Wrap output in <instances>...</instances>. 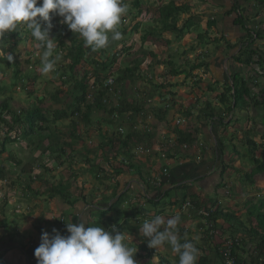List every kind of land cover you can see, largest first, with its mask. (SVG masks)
Instances as JSON below:
<instances>
[{"label": "crops", "instance_id": "1", "mask_svg": "<svg viewBox=\"0 0 264 264\" xmlns=\"http://www.w3.org/2000/svg\"><path fill=\"white\" fill-rule=\"evenodd\" d=\"M217 1L218 0H215L216 3ZM218 3L220 4L219 6H222L221 8L218 7L217 4H214L213 7L212 5L210 6V4H206L212 7L214 11L213 16L217 22L215 25L216 32L218 33L216 35H219V37L222 36V38L223 36L226 37L224 42L230 37L236 40L241 31L233 26L236 15H233L232 12L229 13L234 5V0H219ZM254 3V1L249 0L248 4H246L247 7L244 14L248 15V19L252 17L251 14L256 8L255 5H253ZM259 13V15L262 14L261 12ZM258 17V25L264 28V16ZM251 19L248 20V26L254 23V19ZM228 21H230V24H228ZM259 21H261L262 24H260ZM221 31L222 34H220ZM140 45L141 44H139L138 47H140ZM255 45L264 52L263 39L257 40ZM193 48L191 47L180 51L183 66L171 68L168 64L169 69L167 70L164 81V83H167L165 88L168 87V91L165 94L163 93V95H167L166 97H169V101L168 99L164 100L162 106L153 105V100H158V98L163 100V98L160 97L162 95L152 92L150 94V99H147L149 103L145 104L146 109L144 111L146 113L141 112L133 123L136 130L140 129L137 125L144 127L147 124L149 126V133L159 140L167 137L174 138L176 136V126L173 119L179 116L185 117V119L193 124L197 132L196 136L198 135L199 139H196V141L200 140V142H203V158L201 160H197L195 157H189L192 158L191 160H174L168 158V162L166 161L160 168H157L158 162H165V160L157 159L154 155L146 157L144 154L136 153V155L133 154L132 158H125L122 161L125 162V164L129 161L132 163L129 167L124 164L122 176L116 175L108 179L106 176L111 172V168L101 155L102 150L99 145L103 141L105 144L106 140L102 138L100 134L96 137H94V135L90 136L91 139L93 138L94 143L98 145L99 149L97 148L98 150H94L93 152L92 149L87 148V153L90 154L89 158L78 156L74 161H70V158L63 163L55 159L57 153L60 152L58 146L51 151V149H47V145H45L41 151L39 146L38 148L35 147L34 149H30V147H28V145L25 146L22 141L20 143L21 151L19 152L23 153L28 149L31 150V152L35 151L37 154H35L33 158L26 159L21 156L22 154H18L17 158L16 156H10L12 158L11 160L7 158L5 161H0V169L2 168L3 170L0 175V264H37L34 250L40 244L42 230L51 234L52 229L55 228L59 230L62 235H67L66 223L72 222L73 224H78L82 220L85 221L88 226H98L100 224V226L107 230H109L108 227L115 225L118 231V228L126 226V223L130 221V232L128 233L126 229L125 231L131 236L133 243L131 246L137 247V252L134 256L137 264H156L155 260L151 261L154 256L159 258V264H171V261L173 264H178L179 257L172 252L170 246L165 244L158 250L149 248L147 246V240L139 234V227L145 220H151L156 216L167 219L177 212L181 215V222L178 225V234L181 238V242L184 240H191L200 250L197 263L222 264L220 257L215 253L216 243L219 242V238L224 239L230 234L231 222L227 223L222 218H217L211 221V225H207L205 223L207 217L199 214L198 210L207 207L211 212L216 209L227 212L228 210L225 207L228 205L235 211V215L237 214L239 220L243 221L242 217L244 213L238 207L225 203V201H230V197H234V201H241V199L244 198L243 194L245 192V187L240 189L244 190L243 193L239 191L234 192L233 189L231 190V185L236 184L234 181L223 183L224 179L229 177L225 175V170L223 169L226 161L224 154L226 146L223 139L224 135L227 134V124L230 123V120H232L231 118L238 116L239 119H243L244 117L246 119V110L238 109V111L234 112L235 115L233 116L225 110H216L217 112H221L220 118H222L223 124L219 122V116L215 115H212L211 118L207 117L205 120H199L198 124L194 123L193 119L197 115H203L209 103L205 102V108L200 104L199 93L203 88L208 89L209 84L213 81H219L224 84L228 80L229 73L233 74L236 71L238 72L243 69V66L237 63H229V54H227L226 49H221L223 47L218 49V51L204 55L203 59H201V57L204 52ZM237 51L238 49L235 52ZM136 52L137 50L132 53L133 61L131 62L133 63L130 64L131 66L136 61L139 69V64L145 61L143 68L148 69L151 73L152 71H158V63L152 61L153 57H155L153 52H149L146 55L149 60L143 61L133 56ZM188 53L192 57H187L186 54ZM161 63L163 64V62ZM197 64H199V66L192 70L191 67ZM252 67L254 70L256 65L254 64ZM175 68L178 70H185L183 73L177 75L183 76L182 80L179 82L176 79L177 76L171 74V70ZM256 69V71H258V68ZM247 71L248 69H245L244 74H248L246 73ZM187 72H190L188 76L186 75ZM153 77L154 76H152L150 80L156 82L153 80ZM141 78L138 82L140 83L141 81L144 83V86H149L147 85L146 78L145 80H141ZM170 78L171 82L169 83L168 81H170ZM194 78L196 79L195 81L199 80L198 78L202 79L196 84L195 81L192 80ZM249 86L256 92H259L252 84H249ZM150 90L151 88L149 86V92ZM164 106L168 108V111L165 118H162L157 112ZM254 112L257 113L256 111ZM149 113L151 114L150 119L146 121L145 118ZM257 118L258 116L255 115L253 117V122L257 125V130H259L258 133L262 134V137H264V125L259 122L260 120ZM98 124L100 123L98 122ZM192 124L180 125L179 129L188 132ZM100 126L97 127V130H101ZM237 126L238 132L236 133L240 134L241 126ZM143 131L141 132L142 136L146 134V132ZM236 133H234L233 136ZM86 135L89 137L88 131H86ZM226 137L227 136H225V138ZM232 137L229 138V141ZM97 139H99L98 142ZM154 142H156V140H154ZM43 143H45V140ZM129 145L131 146V152H133L134 143L129 142ZM77 146L78 143L73 144L67 149L68 155L70 152L75 151ZM91 153H93L92 156ZM44 154L48 155L45 156ZM137 155L145 156L144 160L141 159L143 156L139 157ZM81 160L86 162H88V160H96L97 162L91 164L94 166L92 171H90V165H88V170L85 171L84 168L81 167H84L86 163H80ZM228 160L230 162L232 161L231 159ZM77 162L81 165V173H77L78 171L74 169L75 167L73 168V163L77 164ZM167 164L168 172L167 174L161 175L162 183L160 185L143 181L149 173H159ZM71 165L72 167H70ZM55 170H57L56 175ZM234 170L235 168L229 170L232 175L234 174ZM84 171L85 174H83ZM102 175H104V177ZM71 181H73V185ZM59 183L69 186V198L71 200L75 199L74 201L76 202L72 207H68L69 205H66L64 199L59 195H55L54 197L48 196L51 192L50 188ZM187 185L194 186L195 189L191 190L184 188L181 193L177 191L179 188H183ZM76 187H80V190L76 189ZM86 189L88 193H86ZM82 194L84 198H82ZM183 194H187V196L181 199ZM238 197H240V199L237 200L236 198ZM123 199H125V201L121 203ZM187 199L194 200L198 208H201L197 210L194 206L195 204L190 207H182L181 205ZM125 206H127L128 209H124ZM96 210L101 214L104 212H118L122 215H111L112 218L111 216H107L108 213H106L99 218L96 216L97 213H93V211ZM60 216L63 217V222L56 221L57 217L59 218ZM139 217H141V219ZM3 218L5 223L1 222ZM236 234L241 235L240 232ZM246 247L249 250L250 245ZM239 251H241V254L238 252L239 256L246 260V264H249V251L248 253L243 250Z\"/></svg>", "mask_w": 264, "mask_h": 264}, {"label": "rangeland", "instance_id": "2", "mask_svg": "<svg viewBox=\"0 0 264 264\" xmlns=\"http://www.w3.org/2000/svg\"><path fill=\"white\" fill-rule=\"evenodd\" d=\"M142 1V10L141 12H138L140 8H136L133 4V0H123V2L127 5L128 11L126 14L122 16L121 19V24L118 26V30H124L127 26V30L124 32L125 33V39L124 42L122 40L119 41H113L107 48L106 50V56L108 58H111L113 54L116 53V50L122 46V42L125 48H127V52L124 53V55H118L116 57V61L112 65V70L114 72H117V68H125L126 66H131L133 61L132 60V53H134L136 50L137 52L133 54L134 57L139 58L140 61L143 60H149L148 57L146 56L149 52H153L154 56L152 61H156L158 63L159 69L157 72L151 73V71H148V69L143 68L144 63L139 64V69L135 73L136 80L134 83H129L127 80L124 81L123 86V91L125 95H127L128 99H123V101H133L137 97V88L138 86L140 87L142 84V87L145 88L144 83L138 80H140V77L146 78V79H152L155 80L156 82H151L150 85V92L149 89H146L148 92L147 99H150V94L153 92L162 95V96H167L163 95L168 91L167 83H163L165 81V75L167 74V70L169 69V66L172 67H179L182 65V58L181 52L182 50L189 49L194 46L193 49H199L201 52H204L202 54L201 59H203V56L206 54L213 53L215 51H218V49H226L228 55V62L229 63H236L233 60V53L238 49L240 46V37L239 35L243 34L244 30L240 27L238 24H233L236 28L240 29V34H238V38L234 40L235 38L230 37L226 42L224 40L226 37L223 36L219 37L218 34L214 28V26L208 24V20H211L212 18H215L213 16L214 11H213V5L217 4L218 7L220 4L215 2V0H174L178 4H186L189 3L190 8L189 11L180 13L178 16L177 20V25L181 27V24L186 22L188 18L190 17V21L193 22L194 24L189 26V28H184L181 32H178L172 28L168 29L167 31H161V26L162 22L161 19H164L165 23H169L171 21V18H166V10L167 8L173 6V4L170 2V0H141ZM254 1V0H252ZM255 2V1H254ZM256 3V2H255ZM254 3V4H255ZM212 5V7H210ZM244 4V3H241ZM253 4V5H254ZM209 6V7H207ZM164 7L165 10H161V8ZM148 9V10H146ZM263 11H259L257 9L253 10V13L251 14V20H253V25H255V29H257L259 26H256L258 24L259 17L264 16V9ZM237 10L233 11V15L237 14ZM240 12V11H239ZM261 12L262 14L259 15ZM162 13V14H161ZM219 15V13H218ZM249 19L246 20V25L248 27L249 24ZM137 21L139 22V26H132L133 22ZM228 24H230V21H228ZM253 25H249L250 27ZM130 26H132V29H130ZM135 27V28H134ZM216 27V25H215ZM249 27V28H250ZM152 30V32H155L154 35L148 36L145 41H142L141 36L145 34V32H148V30ZM236 29V30H238ZM239 31V30H238ZM16 32H20V39L15 42L16 37L13 36L12 32H6L5 35L8 37V42H0L3 47V52L7 53H12L13 54V62L9 63L8 61H5L9 64H6L5 62L0 61V96H4L9 98L10 100V106H14L17 108L14 116H20L24 114L23 109H30L33 110L35 108H38L39 112L41 114H44L45 110H54L55 106L57 109L65 108V110L70 111V108L67 109L66 105L72 100L71 97V89H72V82L69 81L68 83H61L62 80L60 78V75L64 71L62 69V66L67 64L69 62L68 58H63V55L61 54L60 48L58 49L57 52H54L55 54H60L61 59L57 62L56 68L54 72H50L48 74H42L40 69L42 67L41 61H40V50L36 48V41L34 38L32 39L30 37V31L24 27V26H18ZM180 34V35H179ZM123 37V38H124ZM223 39V42H222ZM64 41L66 45H68L70 48H74L77 43H80V41H83L82 38L79 37L78 34H74L73 32L70 31L64 38ZM122 41V42H121ZM221 41V42H220ZM245 41V40H243ZM143 42V43H142ZM150 43V44H149ZM223 43V45H222ZM140 45V47H138ZM229 46H231L229 48ZM127 53V54H126ZM191 53V52H189ZM186 54L187 57H192L190 54ZM89 58L92 59H105V55H94V54H88ZM194 55V54H193ZM28 56L27 59L29 61H26V57ZM2 58V57H0ZM200 58V57H199ZM85 59V58H83ZM194 59V58H193ZM232 59V60H231ZM160 60V61H159ZM84 61V60H83ZM233 61V62H232ZM163 62V64L161 63ZM169 64V66H168ZM173 64V65H172ZM175 65V66H174ZM183 66V65H182ZM19 68L21 73H24L23 76V81L20 80L22 78H19V76H16L15 70ZM92 65L91 63L87 62H80L78 65L75 66L74 68V73L76 72L77 79H80L81 76L83 75L84 70H88L91 73L92 70ZM258 68V66H256ZM261 68L264 69V64L261 63ZM152 69V68H151ZM245 70V67H243ZM240 70V75L244 76V70ZM248 69V74L252 73L251 68L247 67ZM199 71V70H198ZM115 73L112 78H115L117 75ZM231 74V73H230ZM89 75V74H88ZM151 75V77H150ZM251 75V74H250ZM139 77V78H138ZM203 77V76H202ZM258 78L252 76V79L249 80L250 84H253L257 82L258 87H256L258 90L261 89V87L264 85V78L261 75L257 76ZM183 76H177L176 79L177 81H181ZM198 82L202 78H198ZM256 79V80H255ZM142 80V79H141ZM195 81L196 79H192ZM123 82V81H122ZM121 82V83H122ZM163 83L164 85L162 87H157L156 85L159 83ZM169 83L171 82L168 81ZM248 83V84H249ZM198 84V83H197ZM138 85V86H137ZM149 88V86H147ZM165 88V89H164ZM2 89V90H1ZM62 90V92L59 93V91ZM153 90V91H152ZM196 91V90H195ZM225 91V84L219 81H213L209 84V88L203 90L199 93L200 98V104L202 107L205 108V102H209L210 105L217 111L220 110H225L226 111V104L223 103L221 100V94ZM70 92V93H69ZM53 93L58 94V98H53ZM109 94H111V97L114 96L113 91H108ZM193 93V91H192ZM3 94V95H2ZM250 96V94H249ZM1 98V97H0ZM38 98V99H37ZM42 98V99H41ZM158 98V97H157ZM168 99L169 97L164 98L161 100L158 98V100H153L152 104L156 106H162L163 101ZM249 100V99H246ZM42 101V102H41ZM240 102V101H239ZM149 102L145 100V104H148ZM239 104V103H238ZM253 105H250L249 108L246 107L244 110H246V119L245 117L242 119H239L238 116L232 117L230 120V123L227 124V129L226 132L227 134L224 135L223 142L225 143L226 150H224L225 158L226 161L224 163L225 167V175H228V178H225L224 182H229V181H234L236 184L231 185V190L233 189L234 192H240L242 188L245 187V192L244 194L249 198L252 195H255V198L259 200V196L264 197V175L262 174H254V163L252 162L251 158L253 157V154L255 157H262L264 153V139L262 137V134L258 133L259 130H257V125H255V122H253V117L255 115L258 116L259 122H261L264 125V104L259 105L258 107H253ZM20 112L19 114L17 112ZM22 111V112H21ZM233 115H235V111H238V106L235 108V110H229ZM253 111V112H252ZM256 111L257 113H255ZM224 112V111H223ZM18 114V115H17ZM150 114V113H149ZM255 114V115H254ZM40 115V114H39ZM9 118L11 117V114L8 116ZM50 119L51 117V111L48 116ZM100 117H104L105 119H109L111 116L108 113H96L94 116L91 115V122L90 123H84L81 122L80 125H83L84 127L81 128V131L83 133L81 141L78 142L77 148H75V151H72L69 153V158H71L70 161H74L78 156H82L83 158H89L90 154L87 153V148H90L93 150H98V145L94 143L93 138L91 139L90 136L96 137L99 132L101 131L102 133H105L107 137L111 136V132L113 130H116L117 124H120L121 119L123 118V115L120 117H116L115 119V124L113 125H107L106 122L101 121L100 122ZM72 116H68L66 118L59 119L55 122H51L50 126L53 128V133H50L51 137H49L47 140L46 138L48 135L43 132L39 131H34L33 133H25L23 135V128L26 127V123L23 122V120L19 123L16 128H13L11 131V137L14 138L13 140H9L10 142L5 143V151L4 153L0 154V161H5L7 158L11 160L12 158L10 156H16L18 157V154H22L21 156L23 158L29 159L33 158L35 154H37L35 151L31 152V150H26L23 153L19 152L21 151V142L23 141V144L30 149H34L35 147L38 148L40 147V150L42 151L45 145L48 146V143L50 144V147L48 148L53 151V149L58 145V143H55V141H58V132L60 130H65L68 131L69 126H71V120ZM120 118V119H119ZM97 119V120H96ZM256 119V118H255ZM99 120V121H98ZM126 121V120H125ZM37 122V120H36ZM98 122L100 124H98ZM190 123L189 120L186 121L185 125ZM241 126V133L237 134L238 132V126ZM16 124L14 123V126ZM101 125V126H100ZM147 125V124H146ZM36 126V125H35ZM100 126L101 130H97V127ZM122 129L124 128L125 131L127 132V128L124 127V125H121ZM140 129H133L137 132H139L140 136H142L141 132L144 130L147 132V129L142 127L141 125H137ZM87 128V130H86ZM143 129V130H142ZM186 130V129H185ZM86 131L89 133V137L86 135ZM143 131V132H144ZM235 131V132H234ZM125 132L123 131V134ZM187 133H192V131L187 132ZM236 133L234 136L233 134ZM232 134V135H231ZM133 135V133H132ZM232 137L229 141L228 137ZM19 136V138H18ZM151 139V149L153 150H158L160 148V144L158 142L161 141V139L157 140L156 137H153ZM225 136H227L225 138ZM7 139H9V136H6ZM197 139L198 135L196 136ZM247 139H252L255 143V147H250L251 145L248 143ZM3 140V137L0 136V141ZM45 140V143H43ZM156 140V142H154ZM195 141L196 139H192ZM83 141V143H82ZM99 139H97V142ZM200 141V140H199ZM118 143H116L115 148L117 149ZM33 145V146H32ZM107 145H105V148ZM0 148H1V143H0ZM23 148V145H22ZM98 148V149H97ZM79 150V151H78ZM249 150H252L249 152ZM80 154H79V153ZM111 154H114V151L110 152ZM229 153V154H228ZM142 154H148L146 151H142ZM43 155V154H42ZM45 156L48 154H44ZM93 153H91V156ZM139 157L143 155H137ZM230 156V158H229ZM144 157H141L142 160H144ZM15 158V159H16ZM231 159L232 161L230 162L228 159ZM121 159V158H120ZM185 159V158H183ZM192 158H189L188 160H191ZM229 161V162H228ZM85 162L84 168L85 171L88 170V165H90V171L94 168L91 164L96 163V160H89L88 162L81 160L80 163ZM165 162H158L157 168H160ZM230 163V164H227ZM79 163H73V168L78 171L77 173H81ZM69 167V166H68ZM72 167V165L70 166ZM64 168V165H63ZM235 168L234 174L232 175L231 172L229 171L230 169ZM18 170V169H16ZM58 170V169H57ZM57 170H55V175ZM85 171L83 174H85ZM95 171V170H93ZM68 172V171H66ZM251 176L250 180H254V182L246 181L245 177L246 175ZM72 185L74 184L73 181H71ZM185 189H195L194 186H185L183 188H179L177 191L181 193ZM229 188V187H228ZM86 193L87 189H86ZM230 201H225L226 204L229 205H235V202L238 203L236 207H238L243 213V220H249V217L246 215V207L243 206L244 203V198L241 199V201H234V197L229 198ZM237 200L240 199V197L236 198ZM251 199V197H250ZM179 200V199H178ZM120 201V200H119ZM125 201V199L121 200V203ZM256 201V199H251V202ZM125 205V204H124ZM227 210L232 211L230 206L225 207ZM124 209H128L127 206L124 207ZM262 212H264V207L261 209ZM99 211H93V213H97L96 216L99 218L106 213H108L107 216H114L116 214L122 215L121 213L118 212H104V213H98ZM129 214V213H128ZM111 216V217H112ZM113 218V217H112ZM141 219V217H139ZM253 221V220H252ZM131 226V222L128 221L126 223V226L118 228L119 231L124 232L125 229L129 233ZM15 230L14 228H12ZM108 229L111 231V227H108ZM229 236V235H227ZM241 254V251H238ZM171 264L173 262L171 261Z\"/></svg>", "mask_w": 264, "mask_h": 264}, {"label": "trees", "instance_id": "3", "mask_svg": "<svg viewBox=\"0 0 264 264\" xmlns=\"http://www.w3.org/2000/svg\"><path fill=\"white\" fill-rule=\"evenodd\" d=\"M249 0H234V5L230 9L229 13L233 11H238L234 19V23L240 25V27L244 30L243 34L240 37V46L238 48V51L233 54V60L237 64L242 65L247 69V67L251 68L252 73L250 74H244V76L240 75V71H236L233 74L228 75V80L224 83L225 84V91L221 94V100L223 103L226 104V112L231 113L229 110H235V108L238 106V109L244 110V108L248 107L250 105H253V107H258L259 105L264 104V85L261 87L259 92H256L249 86V80L252 79V76L258 78V75H261L264 78V69L261 68V63L264 64V52L261 51V49L255 45V42L259 39H263L264 41V28L260 27L258 24L256 26H259L257 29H255V25L248 26L246 25V20L248 19V15H245L244 12L246 10V7ZM256 3L255 9L259 11H263L264 9V0H254ZM39 2V0H38ZM170 2L173 4V6L167 8L166 10V18H171V21L167 24L164 22V19H161L162 26L161 31H167L168 29L172 28L178 32H181L184 28H189V26L193 25L194 23L190 21V17L186 22L181 24V27L177 25L178 16L180 13L189 11L190 4H178L174 0H170ZM244 3V4H241ZM133 4L136 8H140L138 12H141L142 8L141 6L142 1L141 0H133ZM148 10V9H146ZM162 10H165L164 7L161 8L160 12ZM240 11V12H239ZM163 13V11H162ZM161 13V14H162ZM61 20L60 17L56 15H52V24L53 28L50 31V36L53 37L54 41L57 43V47L55 49V52L58 51L60 48L61 54L63 55V58H68L69 62L62 66V69L64 70L62 74L60 75V78L62 80L61 83H68L69 81L72 82V89H71V97L72 100L67 103L66 107L67 109L70 108V111L65 110V108L57 109L55 106H53L55 109L53 110H45L44 114H41L38 110V108H35L33 110L30 109H23L24 118H19V116H14L17 108L14 106H10V100L7 97L0 96V136L4 138L1 143L0 148V154L4 153L5 151V143L9 140H13L14 138L11 137V130L13 128H16L18 126V122L20 123L22 120L24 123H26V127L23 128V133H33L35 130L39 132L46 133L48 137L46 140L51 137L50 133H53V128L50 126L51 122H55L59 119L66 118L68 116H72L71 120V126H69L68 131L60 130L58 133V141L55 143H58V150L60 152L57 153L55 156V159L61 163L66 161L68 158V152L67 149H69L73 144H77L79 141H81L83 133L81 131V128L84 127L83 125H80L81 122L84 123H90L91 122V115H95L96 113H108L110 114L109 119H105L104 117H100V122L104 121L107 123V125H113L115 124L116 117H120L123 115V118L120 121L121 125H124V127L127 128V132L123 128V131L125 132L123 134V131L121 132L120 124H117L116 130L111 132V136L107 137L105 133L99 132V134L102 136V138H105V144L102 142L99 147L102 150V157L103 159L108 163V166L111 168V172L108 176H106L108 179L113 178L114 176H122L123 174V168L125 162H122L125 158H132L133 154L136 155L142 154V152L138 151L139 147L143 148H151V139L152 134L149 132H146L144 136H140L138 132L133 131L132 128L134 125L135 118L141 113L144 112L145 108V100H147L148 92L146 89H149L147 86L145 88L139 87L137 88V97L133 101H123V99H128L127 95H125L123 91L124 81L127 80L129 83H134L136 80L135 73L138 71V67L136 64V61L132 66H126L125 68H117L114 72L112 70V65L116 61V57L118 55H124L125 52H127V48L124 47L123 42L125 39V31L127 30V26L124 30H119L123 37L121 40L122 46L119 47L116 50V53L112 55L111 58H108L106 56V48L101 49L98 51H92L91 48L85 47L83 41H80V43H77L74 48H70L68 45H66L64 38L68 33H70V30L67 28L65 24L60 23ZM260 24H262L261 21H259ZM215 23L216 19L208 20V24L214 26L215 30ZM139 26V22L134 21L132 26ZM132 26H130V29H132ZM250 27V28H249ZM135 28V27H134ZM13 36L16 37V41H18L21 37L20 32L13 31ZM155 32H152V30H148V32H145L141 36L140 39L142 41H145L148 36L154 35ZM222 34V31L220 32ZM180 35V34H179ZM30 37L33 39V37L30 34ZM222 37V36H221ZM18 39V40H17ZM245 40V41H243ZM8 42V37L5 35L3 38V41L5 43ZM143 43V42H142ZM111 44V43H110ZM231 46H229L230 48ZM193 48V47H192ZM108 52V51H107ZM94 54V55H105V59H92L89 58L88 54ZM128 53V52H127ZM126 53V54H127ZM26 61L28 62L29 59ZM85 58V59H83ZM84 60V61H83ZM0 61L3 63L6 60L3 58H0ZM80 62H89L92 65L91 73L88 70L83 71V75L80 79H77L76 72L74 73V68L76 65H78ZM6 64H9L5 62ZM258 66V71L255 68L253 70L252 65ZM201 65V64H200ZM199 64L193 65L191 67L192 70H194L196 67H198ZM185 70H178L177 68L171 70V74L174 76L179 75L180 73H183ZM248 72V71H247ZM16 76H19V78H22L20 80L23 81L24 73L22 74L20 69L17 68L15 70ZM117 73L116 77L114 78V84L112 85V91L114 92V96L111 97V94L108 93L109 88L104 87V82L108 77H113V75ZM249 73V72H248ZM89 74V75H88ZM190 74V72H187V76ZM144 77V76H143ZM139 78V77H138ZM141 78V77H140ZM142 80H145V78H141ZM147 85H151L152 80L146 79ZM256 80V79H255ZM123 81V82H122ZM122 82V83H121ZM198 81H195L197 84ZM164 83V82H163ZM162 82L157 84V87H162L164 84ZM249 83V84H248ZM254 88L258 87L257 82L256 84H252ZM2 90V89H1ZM62 92V90L59 91V93ZM69 92V93H70ZM2 93V92H0ZM250 94V96H249ZM3 95V94H2ZM53 98H58L57 93H53ZM163 99L164 96H160ZM38 99V98H37ZM42 99V98H41ZM249 99V100H246ZM240 101V102H239ZM42 102V101H41ZM239 103V104H238ZM252 107V108H253ZM51 111V117L50 119L48 116ZM168 111V108L165 106L163 108H160V110L157 112L162 118H165V115ZM245 111V110H244ZM18 113V112H17ZM11 114V117L8 116ZM40 114V115H39ZM18 115V114H17ZM212 115L219 116V122H222L221 112H217L216 109L212 108L210 103L205 108V112L203 115H197L193 121L194 123L199 122V120H205L207 117L211 118ZM264 116V114H263ZM120 119V118H119ZM37 120V122H36ZM97 120V119H96ZM126 120V121H125ZM99 121V120H98ZM174 122V119H173ZM14 123L16 124L14 126ZM190 124H192L190 122ZM36 125V126H35ZM114 126V125H113ZM176 126V125H175ZM87 130V128H86ZM190 131L192 133H187L179 129V126L175 127L176 136L174 138H161V141L158 142L160 145V151L153 150L146 155L152 156L154 155L157 159L166 160L168 158L176 159V160H184L189 159V157H196L197 156V150L196 147H193V144L197 141H193L192 139H197L196 134L197 132L194 129V126H190ZM188 131V132H190ZM133 133V135H132ZM23 134V135H24ZM6 136H9V139L6 138ZM264 139V137H263ZM198 140V139H197ZM248 143L251 145L250 147H255V143L252 139H247ZM129 142L134 143V151L131 152V146L129 145ZM172 144L171 146L169 145ZM202 142V141H201ZM116 143H118L117 149L115 148ZM191 143L190 147L183 148V144ZM203 143V142H202ZM105 145H107L105 148ZM48 146L50 147V144L48 143ZM47 149H50L48 148ZM198 147V144H196ZM264 148V147H263ZM107 149V150H106ZM203 149V146L201 147ZM204 150V149H203ZM114 151V154H111L110 152ZM189 151H192L193 154L188 153ZM252 150H249V152ZM165 154V158L161 157V153ZM121 158V159H120ZM252 162L254 163L255 167L253 170L254 174H262L264 175V153L262 157H255L253 154V157L251 158ZM89 161V160H88ZM119 163V164H118ZM122 163V164H121ZM126 166H131L132 163L129 161ZM127 167V168H128ZM225 165L223 166L224 169ZM222 169V171H223ZM225 170V169H224ZM3 170L0 169V175L2 174ZM159 173H149L146 176V179L143 181L150 182L149 178L157 175ZM104 177V175H102ZM250 177L248 174L246 175L245 179L247 181H254L250 180ZM29 187V186H28ZM69 186L63 183H59L56 185H53L52 188H50L51 192L49 193V197H54L55 195H59L64 199V203L66 205H69L68 207H72L76 202L74 200H71L69 198ZM76 189L80 190V187H76ZM244 190H241L240 193H243ZM80 196V195H79ZM187 194H183L181 199L185 198ZM244 196V203L243 206L246 207V215L249 217V220H243L240 221L237 214L235 215V211H227L223 212L220 210H214L210 211L209 208L204 207L203 209L208 212L207 221L211 222L217 218H222L225 220V222L230 223L231 222V232L229 236L233 237V243L234 248L236 250V253L234 254L235 261L237 264H246V260H244L242 257L239 256L238 251L243 250L248 253L249 251V264H264V212L261 211V209L264 207V197L259 196V200L255 198V195L250 196L251 199H256V201L251 202L250 197L248 198L245 194ZM81 197V196H80ZM82 198H84V195L82 194ZM177 201V199H176ZM192 205H194L197 210L198 208L196 202L194 200H191ZM238 203L235 202V205L237 206ZM114 207V206H113ZM63 217L60 216L57 217V222H63ZM253 220V221H252ZM2 223H5V220L1 221ZM240 232L241 235H237L236 233ZM219 242L216 243V255L221 258V253L219 248L224 245V239L219 238ZM247 245H250L249 250L247 249ZM222 262V261H221ZM199 264V263H197ZM201 264H204L201 262ZM223 264V262H222Z\"/></svg>", "mask_w": 264, "mask_h": 264}, {"label": "clouds", "instance_id": "4", "mask_svg": "<svg viewBox=\"0 0 264 264\" xmlns=\"http://www.w3.org/2000/svg\"><path fill=\"white\" fill-rule=\"evenodd\" d=\"M127 11L128 7L123 0H0V42L6 32L16 31L21 25L26 27L36 41V48L40 50V71L48 74L55 71L56 64L61 59L60 54L54 55L57 43L50 36L53 28L52 15L60 17V23L78 34L85 47L98 51L123 38L118 26ZM0 57L9 63L14 59L12 53L3 52L2 44ZM21 118L24 116L21 115ZM2 135L4 138V133ZM203 151L202 149L201 159ZM188 153L193 154L192 151ZM166 161L168 159L165 163ZM164 167L168 168V164ZM187 200L191 206V200ZM198 213L208 216V212L203 209L198 210ZM180 222L179 212L167 219L156 216L142 223L139 234L147 240L149 248L158 250L162 245L170 246L172 252L179 257L178 264H197L200 250L191 240L181 242L178 234ZM205 223L211 224L206 220ZM66 231L68 234L62 235L55 228L51 234L42 230L40 244L34 250L37 264H137L134 259L137 247L131 246V236L126 231H118L115 225L109 231L100 224L88 226L82 220L78 224L66 223ZM227 238L233 237L226 236L224 239ZM153 260L159 264L158 257L154 256L151 261ZM220 260L222 261L221 258Z\"/></svg>", "mask_w": 264, "mask_h": 264}, {"label": "built area", "instance_id": "5", "mask_svg": "<svg viewBox=\"0 0 264 264\" xmlns=\"http://www.w3.org/2000/svg\"><path fill=\"white\" fill-rule=\"evenodd\" d=\"M114 84V78L112 77H108L105 82H104V87H108L109 88V91H112V85ZM150 119V115H147L145 120H149ZM186 123V119L184 117H178L175 119L174 121V124L176 126H180V125H185ZM149 126L148 125H145V128L147 129V132H149ZM133 128L135 129V125L133 126ZM121 132L123 131L122 128H120ZM171 142H169V145L171 146L172 144H170ZM196 144H198V147L196 146ZM191 143H186V144H183L181 146H183V148H188L190 147ZM203 146V144L198 141V142H195L193 144V147H196V150H197V156H196V159H201V154H202V149L201 147ZM161 148V147H160ZM160 148L158 149V151H160ZM138 151L139 152H142V151H146V153H150L151 151H153V149L147 147V148H143V147H139L138 148ZM161 157L162 158H165V154L162 152L161 153ZM168 172V168L167 167H163V169L161 170V173L149 178V183L150 184H160L161 182V175L162 174H167ZM190 206V201L187 200L185 201L183 204H182V207H189ZM211 225V224H209ZM234 241L232 239H224V245L222 247L219 248L220 250V253H221V259H222V262L223 264H237L236 261H235V257H234V254L236 253L235 252V248H234Z\"/></svg>", "mask_w": 264, "mask_h": 264}]
</instances>
